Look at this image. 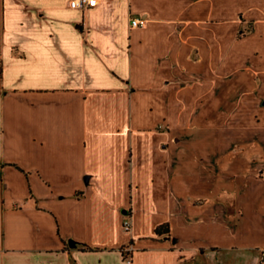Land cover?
<instances>
[{"label":"crops","instance_id":"0c3cea01","mask_svg":"<svg viewBox=\"0 0 264 264\" xmlns=\"http://www.w3.org/2000/svg\"><path fill=\"white\" fill-rule=\"evenodd\" d=\"M70 1L0 0V264H260L264 0Z\"/></svg>","mask_w":264,"mask_h":264},{"label":"built area","instance_id":"2783aa9c","mask_svg":"<svg viewBox=\"0 0 264 264\" xmlns=\"http://www.w3.org/2000/svg\"><path fill=\"white\" fill-rule=\"evenodd\" d=\"M101 0H71L69 3L70 8L72 9H88L95 7ZM146 20L140 17L133 18L131 21L132 28H140L145 27ZM124 231L129 232L131 229V221L129 217H126L123 223ZM125 260L129 264H133L132 258V246L128 245V247L124 250Z\"/></svg>","mask_w":264,"mask_h":264},{"label":"rangeland","instance_id":"374dc122","mask_svg":"<svg viewBox=\"0 0 264 264\" xmlns=\"http://www.w3.org/2000/svg\"><path fill=\"white\" fill-rule=\"evenodd\" d=\"M258 235H260V234H258ZM239 254L240 253L237 254L235 259L231 260V264H249V260L245 259L244 254L242 257L240 256L241 254L240 255ZM263 254H264V250H263ZM260 264H264V259H263V261L260 262Z\"/></svg>","mask_w":264,"mask_h":264},{"label":"trees","instance_id":"16d2710c","mask_svg":"<svg viewBox=\"0 0 264 264\" xmlns=\"http://www.w3.org/2000/svg\"><path fill=\"white\" fill-rule=\"evenodd\" d=\"M156 233H157L158 235H161V234H163V233H169V229H168L167 226H166V227H160V228L157 229ZM133 244H134V241H133V240L130 241L129 245L132 246ZM124 250H125V249H122L121 251L124 253Z\"/></svg>","mask_w":264,"mask_h":264},{"label":"water","instance_id":"95a60500","mask_svg":"<svg viewBox=\"0 0 264 264\" xmlns=\"http://www.w3.org/2000/svg\"><path fill=\"white\" fill-rule=\"evenodd\" d=\"M70 245L74 246V243L73 242H70Z\"/></svg>","mask_w":264,"mask_h":264}]
</instances>
